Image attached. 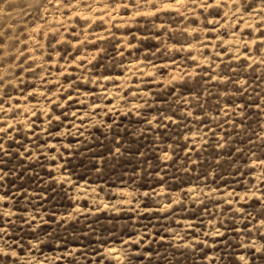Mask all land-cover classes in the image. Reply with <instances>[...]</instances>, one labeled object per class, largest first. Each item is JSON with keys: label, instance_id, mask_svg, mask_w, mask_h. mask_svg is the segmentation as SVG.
<instances>
[{"label": "rangeland", "instance_id": "rangeland-1", "mask_svg": "<svg viewBox=\"0 0 264 264\" xmlns=\"http://www.w3.org/2000/svg\"><path fill=\"white\" fill-rule=\"evenodd\" d=\"M0 264H264V0H0Z\"/></svg>", "mask_w": 264, "mask_h": 264}]
</instances>
